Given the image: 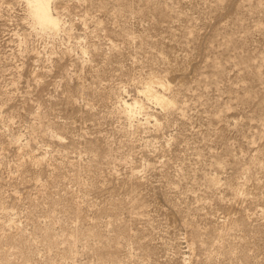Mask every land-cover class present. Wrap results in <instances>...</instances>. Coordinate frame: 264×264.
Returning a JSON list of instances; mask_svg holds the SVG:
<instances>
[{
    "label": "rangeland",
    "instance_id": "obj_1",
    "mask_svg": "<svg viewBox=\"0 0 264 264\" xmlns=\"http://www.w3.org/2000/svg\"><path fill=\"white\" fill-rule=\"evenodd\" d=\"M27 2L0 0V264H264V0H50L55 31Z\"/></svg>",
    "mask_w": 264,
    "mask_h": 264
},
{
    "label": "bare ground",
    "instance_id": "obj_2",
    "mask_svg": "<svg viewBox=\"0 0 264 264\" xmlns=\"http://www.w3.org/2000/svg\"><path fill=\"white\" fill-rule=\"evenodd\" d=\"M30 12L32 14L31 17L34 19V23L40 25L42 28H46L49 30H58V18L56 19L50 12V0H27ZM147 97L154 102L161 104L164 103V99L158 95L157 92L153 91L151 88H147L146 90ZM147 98V99H148ZM127 106L130 107L127 103Z\"/></svg>",
    "mask_w": 264,
    "mask_h": 264
}]
</instances>
